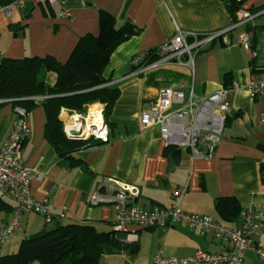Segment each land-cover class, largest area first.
Returning a JSON list of instances; mask_svg holds the SVG:
<instances>
[{
    "label": "crops",
    "instance_id": "crops-1",
    "mask_svg": "<svg viewBox=\"0 0 264 264\" xmlns=\"http://www.w3.org/2000/svg\"><path fill=\"white\" fill-rule=\"evenodd\" d=\"M228 1L65 0L63 7L73 15L65 18L59 15L61 6L51 5L46 0H29L24 8L16 9L13 20L0 15V59L53 55L65 62L82 35L100 32L101 11L110 13L117 25L130 21L138 31L113 51L104 71L110 79L109 84H116L120 89L108 120V143L96 141L72 152L71 156H60L45 138L46 117L42 104L29 111L31 135L24 142L23 157L28 165L42 173L40 178L32 180L31 191L39 200H50L54 221L47 223L35 212L23 213L21 229L8 237L0 247V255L17 252L24 239L58 224L90 222L100 232L114 230L115 207L111 204L94 205L90 201L95 192L112 183L128 185L138 191L136 202L140 206L169 207L179 201L187 212L213 215L220 221L215 208L218 197L234 196L240 200L243 209L253 205L264 210V182L260 175L264 151L258 147L260 142L264 143V122L259 118L260 101L243 88L229 91L226 99L229 120L213 154L194 158L189 149L176 148L179 152L175 156L172 151L165 152L167 147L159 126L144 127L141 124L140 112L144 103L155 98L161 88L186 89L192 80L189 69L172 65L147 75L124 78L131 71V59L135 54L167 42L177 27L207 33L231 26L235 20L227 8ZM262 7L264 0H242L236 15L241 10L264 12ZM255 19L232 29L228 34L229 43L218 39L208 44L209 49L207 45L202 50L206 51L201 56L202 65L206 60L207 66L201 73L198 89L194 81L198 95L214 93L249 77L250 63L256 62L261 54L254 60L241 37L246 34L254 50L260 45L264 25L256 24ZM12 26L19 30L15 33ZM218 42L221 48L217 46ZM237 50L243 59H248V68H244L245 63L238 68L231 58L221 62L216 56L220 51L234 54ZM262 53L263 59L258 64L261 68L264 67V48ZM45 79L54 84L57 74L47 72ZM95 102L105 107L100 100L89 104ZM67 104L79 109L87 103L79 106ZM16 117L12 103L0 105V133L11 126ZM175 189L182 191L180 197L173 195ZM3 199L12 207L0 212V220L9 222L16 202L9 195ZM61 213L65 215L61 217ZM240 222L241 216L231 223H223L238 226ZM116 236L135 247L104 254L100 264H152L157 250L165 256H187L198 250L223 253L233 249L231 244L218 240L213 233L203 234L183 223L150 229L133 226L130 232H116ZM256 242L264 246V233ZM33 262L30 264H35ZM244 264L264 262L254 252L247 251Z\"/></svg>",
    "mask_w": 264,
    "mask_h": 264
},
{
    "label": "built area",
    "instance_id": "built-area-1",
    "mask_svg": "<svg viewBox=\"0 0 264 264\" xmlns=\"http://www.w3.org/2000/svg\"><path fill=\"white\" fill-rule=\"evenodd\" d=\"M28 1L14 0L0 6V12L13 17L14 10L24 8ZM46 1L51 5L61 6V17L73 16L69 9L63 7L65 0ZM258 14L241 10L231 26L207 33L184 31L177 27L170 40L132 57V70L125 79L134 75H147L172 65L189 69L188 75L192 80L186 89L163 87L155 98L144 103L140 112V122L144 127L159 126L166 147L189 149L194 158L210 157L222 138L229 112L226 99L231 90L246 89L260 101L259 118L264 122V67L252 64L249 77L242 83L233 82L211 94L198 95L194 88L196 56L218 39L225 44L229 43V32L241 24L251 23ZM241 41L251 51L253 59H257L259 52L253 49L249 37L243 34ZM47 97L33 96L32 99L41 101ZM15 100L18 99L0 97V105ZM91 104L87 103L79 109L67 103L62 106L60 119L64 132L72 139L108 143L110 128L104 117V108L98 106L96 110H92ZM15 109L16 119L0 133V198L9 195L16 202L12 219L9 222L0 220V247L11 234L21 229V217L25 212L38 213L47 223L54 221L50 200H39L31 191L32 180L40 178L42 173L28 165L23 157L24 142L31 135L29 111L21 106H16ZM75 129H79L81 133L73 134ZM137 194L138 191L133 187L112 183L95 192L90 201L94 205L111 204L115 207L113 227L116 232H130L133 226L150 229L183 223L203 234L213 233L218 240L233 247L232 251L223 253L198 250L187 256H165L161 250H157L152 264H244V254L247 251L254 252L264 262V246L256 242L257 237L264 233L263 209L253 205L243 209L240 224L232 226L213 215L187 212L179 201L169 207L140 206L136 202ZM173 195L180 197L182 191L175 189ZM64 215L65 213L60 214L61 217Z\"/></svg>",
    "mask_w": 264,
    "mask_h": 264
},
{
    "label": "trees",
    "instance_id": "trees-1",
    "mask_svg": "<svg viewBox=\"0 0 264 264\" xmlns=\"http://www.w3.org/2000/svg\"><path fill=\"white\" fill-rule=\"evenodd\" d=\"M13 1L0 0V6ZM227 8L236 20L241 1L229 0ZM100 26L98 34L86 33L78 39L65 62L53 55L0 59V97L17 98L12 104L28 111L42 104L46 117L45 138L63 157L71 156L72 152L96 141L72 139L66 135L59 117L62 106L66 103L79 106L100 100L105 104L104 117L108 122L120 89L116 84H109L110 79L104 71L113 51L138 32L130 21L117 25L115 18L105 11H101ZM12 28L15 33L19 30L15 26ZM50 71L57 74L54 84L45 79ZM228 80L226 84L231 79ZM148 82L151 83L149 79ZM33 96L48 97L36 101ZM258 147L264 151V143L260 142ZM170 151L175 156L179 152L175 147L165 149L167 154ZM260 175L264 182V162L260 163ZM11 207L10 203L0 198V212ZM215 208L220 219L226 223L238 218L243 209L240 200L234 196L218 197ZM134 247L132 243L117 238L115 230L100 232L90 222H69L24 239L17 252L0 255V264H30L33 261L40 264H100L104 254L133 250Z\"/></svg>",
    "mask_w": 264,
    "mask_h": 264
},
{
    "label": "rangeland",
    "instance_id": "rangeland-1",
    "mask_svg": "<svg viewBox=\"0 0 264 264\" xmlns=\"http://www.w3.org/2000/svg\"><path fill=\"white\" fill-rule=\"evenodd\" d=\"M258 13H260L257 17H256V19H255V23L256 24H258V25H264V12H262V11H259ZM16 14H17V10L15 9L14 10V16L13 17H6L3 13H1L0 12V15H2L4 18L6 17V18H8V19H10V20H13L14 19V17L16 16ZM28 18V16L26 17V19ZM210 45H208L207 47H205V48H207V49H209L210 47H209ZM217 46L218 47H222L220 44H219V42H218V44H217ZM243 45H241V47H242ZM264 46V35H263V39H262V42L260 43V45L258 46V47H256V49L259 51V53L261 54L260 55V57L258 58V60L255 62H251L250 63V65L251 64H256V65H258V64H261V60L263 59V56H262V52H263V47ZM204 48V49H205ZM245 48V47H244ZM203 49V50H204ZM1 50V49H0ZM206 51H202L200 54H198L197 56H196V60H195V68H196V79H195V85H196V87H197V89H198V87H199V83H200V78H201V73L206 69V64H207V61L205 60L204 61V63H203V65H202V58H201V56H202V54H204ZM219 59H220V61L222 62V60L224 59H234V63H236V65H237V67L238 68H240L241 67V65H243L244 63H245V67L244 68H248V66H250L249 65V62H248V59H247V61L245 60V59H243V57H241V52H240V50H237L234 54H223L222 53V51H220L217 55H216ZM0 58H1V56H0ZM259 66V65H258ZM244 68L242 69V70H244ZM238 72H236L235 74H237ZM228 126V125H227ZM227 131H228V127L227 128H225V132L227 133ZM222 136H223V134H222ZM221 136V137H222ZM51 227V225H49V228ZM19 249V248H18ZM11 253H13V252H11ZM33 263H35V264H40V262L39 261H34Z\"/></svg>",
    "mask_w": 264,
    "mask_h": 264
},
{
    "label": "bare ground",
    "instance_id": "bare-ground-1",
    "mask_svg": "<svg viewBox=\"0 0 264 264\" xmlns=\"http://www.w3.org/2000/svg\"><path fill=\"white\" fill-rule=\"evenodd\" d=\"M100 104L98 102H95L93 104L90 105L92 110H96V108L99 106Z\"/></svg>",
    "mask_w": 264,
    "mask_h": 264
},
{
    "label": "water",
    "instance_id": "water-1",
    "mask_svg": "<svg viewBox=\"0 0 264 264\" xmlns=\"http://www.w3.org/2000/svg\"><path fill=\"white\" fill-rule=\"evenodd\" d=\"M73 134L79 135L81 131L79 129H75L72 131Z\"/></svg>",
    "mask_w": 264,
    "mask_h": 264
}]
</instances>
